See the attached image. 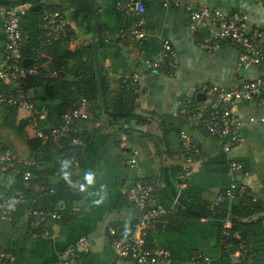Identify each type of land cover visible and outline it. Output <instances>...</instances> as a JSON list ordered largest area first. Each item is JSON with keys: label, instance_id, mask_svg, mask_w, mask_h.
<instances>
[{"label": "crops", "instance_id": "1", "mask_svg": "<svg viewBox=\"0 0 264 264\" xmlns=\"http://www.w3.org/2000/svg\"><path fill=\"white\" fill-rule=\"evenodd\" d=\"M124 1L95 0L105 105L107 110L117 111L112 98L120 94L125 80L136 76L138 81L126 96V108L143 119L114 118L103 114L99 107H89L90 118L76 123L79 142L72 147V156L78 165L73 166L55 144L42 145L31 125L32 113L0 109V156L9 149L21 162L11 171H0V205L23 194L27 207L34 201L40 207L62 213L59 220H34L28 218L23 206L11 219L0 217V251L6 256L5 264H54L80 236L88 241L84 264H117L109 231L115 229L119 234V229L125 227L130 232L139 219L125 192L138 179H145L158 187L155 206L172 205L174 199L165 185L164 169H168L177 187L185 160L181 132L190 135L200 151L181 197L189 207L223 211L216 209L217 196L233 179L244 184L249 199H256L263 211L241 219L244 224L239 230L246 250L235 253L233 259L239 264H264V123L249 122L260 114L256 103L242 102L236 107L242 124L238 132L241 142L228 154L223 152L220 139L207 135L197 121L181 114V109L201 102L197 94L205 95L210 86L231 89L260 76L255 68L244 70L238 66L240 49L235 44L222 42L211 53L201 48L199 42L207 31L201 28L190 35L189 13L208 7L226 15L242 14L247 18L248 29H257L264 43V1L181 0L179 6L164 7L159 0H145V37L138 41L130 39L137 18L121 10ZM44 2L60 6L70 21L68 38L48 47L39 15L27 14L21 19V30L27 37L23 47L25 60L30 63L39 54L41 73L56 77L27 82L26 92L35 110L47 111L42 122L46 130L57 125L61 113L70 106L68 101L76 93L81 62L92 58L89 75L93 74L94 64L91 14L75 19L65 0ZM164 41H169L179 61L174 75L166 74L164 69L152 72L148 66V62L160 59ZM5 42L0 14V62ZM77 50L81 59L67 54ZM6 90L0 83V91ZM125 124L128 131L122 129ZM132 149L139 154L134 166L128 164ZM229 160L241 163L242 170L232 175ZM30 162L34 163L31 177L25 181V164ZM182 210L177 207L171 213L166 228L149 229L148 245L169 250L172 264H191V257L201 253L212 264L224 263L227 257L219 241L223 220L189 218Z\"/></svg>", "mask_w": 264, "mask_h": 264}, {"label": "built area", "instance_id": "2", "mask_svg": "<svg viewBox=\"0 0 264 264\" xmlns=\"http://www.w3.org/2000/svg\"><path fill=\"white\" fill-rule=\"evenodd\" d=\"M164 7L179 6L181 0H159ZM264 1V0H259ZM33 6L24 3L12 7L0 6L1 25L5 33L6 42L4 45L3 60L0 62V83L4 84L8 90L0 91V109L25 110L32 113L31 125L35 129L36 137L43 146L55 144L59 149L65 148V143L73 147L79 142L76 123L81 120H88L89 103L86 99L80 98L77 102L67 107L60 115L59 122L52 128L44 129L42 122L47 117L44 108L35 110L34 104L27 95V80L31 78L53 79L54 75H43L39 64V54L34 61L25 62L23 47L27 37L21 30V19L30 11ZM121 10L133 14L136 18V27L130 39L133 41L141 40L145 37V22L142 19L144 14L143 0H125L121 5ZM40 20L45 33L46 46L50 47L68 38L70 21L60 11L45 10ZM190 35L204 28L207 35L203 37L199 46L211 53L217 50L222 42L235 44L240 49L238 66L247 70L255 68L260 76L251 81L242 82L237 87L222 89L210 86L205 92L204 100L198 102L190 108L181 109V114L191 117L198 122L202 130L212 137L222 141V150L228 154L230 150L241 142L238 135L242 127L236 114V107L242 102H254L259 111L257 117H251L250 123H264V43H261V33L257 30H249L247 18L239 13L226 15L218 9L201 7L189 13ZM179 61L173 52L169 41H164L159 60L148 62L152 72L164 69L166 74L174 75L177 71ZM138 81L137 77H132L124 81L126 88L130 89ZM124 131L129 130L128 125H123ZM180 140L184 151V164L180 172L176 187L177 196H181V191L185 189L191 178L192 166L200 159L198 145L192 137L185 132L180 133ZM128 161L130 166L137 164L138 152L132 149ZM73 166L78 165L74 156L69 158ZM21 162L9 150L4 149L0 156V171L8 172L19 166ZM23 180L28 181L31 177L30 167L33 162L25 164ZM228 168L232 175L242 170V164L229 160ZM157 186L145 180L138 179L126 192L125 198L130 201L134 209L139 213V219L133 224L128 235L121 236L115 229H110L111 245L117 258V264H172L173 258L169 250L165 248H152L148 245L147 234L151 227L159 226L166 228L169 224V216L178 207L177 198L168 208L157 207L153 204ZM249 198L247 187L237 183L234 179L228 187L220 193L215 201L216 209L223 208L229 213L233 203L238 199ZM252 199V202H256ZM24 195L12 196L0 205V217L11 219L17 211L18 206L24 204ZM215 210V209H213ZM26 215L30 219H51L59 220L62 213L58 210H50L40 207L32 201L27 209ZM229 220L223 219L222 238L220 244L225 245L226 249L233 248L227 244L229 237ZM235 252L228 254L227 260L223 264H239L233 259L237 252H245L246 245L241 240L238 233L233 234ZM88 253V241L85 236H80L73 244L64 249L54 264H84ZM6 256L0 251V264L6 263ZM191 264H212L211 259L205 254H197L191 257Z\"/></svg>", "mask_w": 264, "mask_h": 264}, {"label": "trees", "instance_id": "3", "mask_svg": "<svg viewBox=\"0 0 264 264\" xmlns=\"http://www.w3.org/2000/svg\"><path fill=\"white\" fill-rule=\"evenodd\" d=\"M47 1L48 0H46V2ZM65 1L68 5V8L72 10V16L75 19H78V17H81V15H83V14H91V8H90V1L89 0H65ZM143 2H144V6H145V0H143ZM27 3H29L31 5H40L41 6L40 11L28 13L31 15H39V17H40L41 14L45 10H48V11H55L56 10V11L62 12V10L60 9V6L45 4L44 0H28ZM0 6L4 7L5 5H0ZM5 7H12V6H5ZM99 34H100V27L98 26V34H97L98 44L100 43ZM67 54L72 58H79V59L82 58L80 50H77V51L71 52V53H67ZM91 59L85 63L81 62L80 73L77 75L76 85H75L76 86V93L73 95V97L71 96L72 98L68 101V105H72L73 103L77 102L78 99L84 98L89 103L90 108L93 105L94 108L98 110L99 106H98V101H97L98 96H97V84H96L95 70H93L92 75H89V71H88ZM33 79L34 78L28 79L27 82H30ZM101 84H102L103 95H104L105 80H104L103 76H101ZM130 89L126 88L125 85H123L121 87L120 94L118 96H115V98H112V100H113L112 103L117 105V107H116L117 111H115V112H118V113L128 112V109L126 108V99H127L126 96H127V93L130 91ZM104 103H105V95H104ZM54 146L57 148V150L60 153H63L64 155H66V157L70 158L72 156V147L69 146L67 143H65L64 149H59L58 146H56V145H54ZM20 171H21V175H22L23 171L21 169H20ZM176 183H178V179H177ZM23 206H24L25 211H26L27 205L25 206L24 204H22L21 206L19 205L18 208L23 207ZM178 207L180 209L182 208L181 206H178ZM190 208L193 210H196V211L208 212V210L204 211V209H201L198 207H196V208L190 207ZM221 210H224V209L221 208ZM17 211H18V209H17ZM261 211H263V207H261V204L258 202H252V200L249 198L238 199L234 203L231 210L229 211V213L231 214L233 219H230L231 226H230V229L228 230L229 237L226 239L227 244H229L230 246L232 245L233 248H231L229 250V249L225 248V245L221 246V244H220L221 249H222L225 257H228V254L235 252V245H237L238 243L233 238L234 233H238L241 237V240L243 241L242 232H240V230H239L241 225L244 224V223H242L241 219L244 217H251L255 214L260 213ZM15 214H16V212H15ZM182 214L186 217H189V218H195L196 217V216L188 213L184 209L182 210ZM220 220L222 221L223 219L220 218ZM220 227H221L220 228L221 229V235H220L219 241L222 238V226H220Z\"/></svg>", "mask_w": 264, "mask_h": 264}, {"label": "water", "instance_id": "4", "mask_svg": "<svg viewBox=\"0 0 264 264\" xmlns=\"http://www.w3.org/2000/svg\"><path fill=\"white\" fill-rule=\"evenodd\" d=\"M28 0H0V5L5 6H17L24 3H27ZM90 1V8H91V16H92V51H93V64H94V70H95V77H96V84H97V96H98V106L99 109L102 111L103 114L114 117V118H122V119H143V116L131 113V112H125V113H118L107 110L105 103H104V95H103V88L101 84V69H100V61H99V44L97 39L98 34V18L96 13V5L95 0H89ZM41 10L40 5H33L29 8L30 12H38ZM25 62L28 64V61L25 60ZM204 99V95L202 93L197 94V100L201 101ZM164 181L167 189L169 190V193L173 199L177 198L179 206H181L185 211L188 213L201 217V218H222V219H233L230 213H227L225 211H208V212H202V211H196L191 209L186 202L183 200L181 196H177L176 187L173 184V182L170 179L168 169H164ZM119 234L121 236H125L129 234L128 229H125V227H122L119 229Z\"/></svg>", "mask_w": 264, "mask_h": 264}]
</instances>
